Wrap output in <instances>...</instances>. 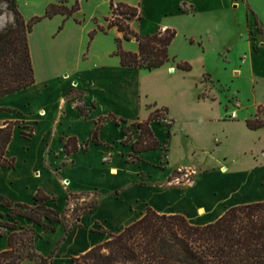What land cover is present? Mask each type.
<instances>
[{
  "label": "rangeland",
  "instance_id": "1",
  "mask_svg": "<svg viewBox=\"0 0 264 264\" xmlns=\"http://www.w3.org/2000/svg\"><path fill=\"white\" fill-rule=\"evenodd\" d=\"M77 1L80 10L70 18L64 16L55 20V17L46 18L44 20L50 21L42 27H37L35 31L34 28L39 23L33 27L31 50L34 69L38 72L37 91L39 92L46 85L47 88H52L49 94L52 97L60 98L63 95L61 85H65L70 79V70L71 74L81 72L90 54L99 59L115 48L111 53L112 56L117 49L115 41L120 38L110 30L107 33L99 30V26L108 25L106 18L110 16L111 0H69L68 5L72 7ZM46 2L47 0H19V10L24 18L30 21L45 14L49 6ZM230 2L232 6L228 12L231 21L230 30L225 32L218 29L206 39L208 57L205 65L208 73L213 75V79L210 75H204L203 80L207 84L211 81L216 88L224 91L228 98L223 101L222 108L218 103L214 104L209 100L200 104L198 113L202 117L201 125L197 127L196 135L190 140H186L183 136L184 131L189 128L184 112L180 107H174L173 114L177 119V126L173 133L177 136L171 145L170 143L168 145L167 171H162L166 168L164 156L162 164L154 167L147 164H126L120 155V133L113 126H107L104 139L113 144L114 148L107 151L103 147L92 146L87 154L79 153L75 163L60 170L57 177L54 169L60 159H54L55 161L43 159L45 138L53 131L57 114L51 119L43 120L31 141H26L19 135L13 139L11 155L17 158L16 168L0 172V194L26 200L36 187H43L58 198L57 201H49L48 204L65 211L68 224L73 229L65 241H62L65 238L61 229L62 224L57 225L58 229L55 233L44 234L40 231L42 237L37 241L36 251L45 257L52 256V264H73L72 258L75 255L99 242V235L90 232L97 220L104 221L112 231H118L123 224L132 219H139L148 206H152L160 213L183 211L195 217H203L212 213L213 207L218 211L223 209L226 203L232 204L254 196H264V137L259 139L253 134L244 133L241 126L231 124L223 129L229 139L222 141L220 139L222 126L218 124V119L225 113L226 106L229 116L233 102H241L238 112L242 113L245 110L243 97L233 95L235 89L248 97L249 102H246L248 105L253 104L254 98L264 90V84H256L252 60L249 57L251 44L259 47L264 42V32L258 31L264 29V0H230ZM114 3L132 6L140 4L141 0H114ZM1 6L4 14L0 16V30H3L13 22L6 13L5 5L2 3ZM184 8L188 10V7L184 6ZM197 19L192 22L190 19L174 17L169 21L175 25L173 29L177 33L181 31L180 43L184 41L185 32L197 24ZM138 22L137 19L133 21L134 31ZM149 25L152 24L147 23V26ZM95 30L96 34L91 38L90 34ZM124 44H127V48ZM130 47H137L138 50L135 39L123 41L125 50L130 51L128 50ZM196 65L200 71L203 61L197 60ZM237 68L242 71L239 77L234 76L233 70ZM62 69L67 70L63 75L60 73ZM204 93L202 92L199 98H205ZM83 97L82 94L75 92V86L64 96L70 101L76 100L75 104L80 107L83 105ZM35 101L38 104L42 103L39 98ZM262 112L264 118V110ZM92 126L93 122L90 119L75 121L72 130L77 133L79 141L83 142L89 138ZM163 131V128L159 127L162 138H164ZM46 143L54 152H58L61 147L55 135ZM241 145L250 148L251 151L244 153ZM192 148L197 152L194 156L189 154ZM62 159L65 160V156ZM224 160H227L229 170L243 171L247 174L228 177L230 172L225 173L223 169V173L220 171L219 161ZM256 162L257 165H254ZM113 170H116V173H113ZM37 172L39 176H36ZM170 172L172 174L167 178ZM64 178L70 179L71 183L66 182ZM230 179H234L237 184L229 181ZM245 182L256 183V186L250 188ZM70 193L76 196L68 199ZM93 201L98 202L97 207L78 219L79 209ZM2 211L3 209L0 208V213ZM216 212L209 217L215 216ZM188 220L193 222L190 218ZM61 236L62 242H58Z\"/></svg>",
  "mask_w": 264,
  "mask_h": 264
},
{
  "label": "trees",
  "instance_id": "2",
  "mask_svg": "<svg viewBox=\"0 0 264 264\" xmlns=\"http://www.w3.org/2000/svg\"><path fill=\"white\" fill-rule=\"evenodd\" d=\"M52 1L43 16L27 21L19 10L18 0H0V16L4 14L1 6L3 3L14 18L12 24L0 30V98L27 89L36 82L29 43V34L34 25L58 15L68 19L80 10L78 1L72 7L68 5L69 0ZM182 11L186 12L184 8ZM135 19L141 20L137 7L125 3L115 4L111 0L110 16L106 18L108 25L106 28L99 26L101 32L107 33L116 28L123 34L122 38L116 39L117 49L112 54L119 58L120 65L153 71L174 61L169 50L177 31L167 28L159 29L153 34H141L131 27ZM258 31L263 33L264 29ZM95 34L96 30L90 34L91 38ZM132 39L138 44L136 52L123 48V41ZM257 48L255 47L256 50ZM178 68L190 71L192 66L185 62L179 63ZM148 109L151 113L147 119H138L124 129L121 144L132 149L126 158L128 164H137L142 161L141 153L160 148V141L151 127L152 122H166L169 129L173 126L168 107L150 104ZM263 110L264 107H260L255 117L247 120L250 129L264 128ZM79 111L82 116L86 115L83 107L79 106ZM106 121H113L117 126L129 121L112 113L97 120L89 141L111 149L112 145L104 144L99 137ZM18 124L10 122L0 127V169L16 167V158L10 156L9 145L14 127ZM34 132L35 127H31L29 132L23 131L22 136L30 139ZM83 149L88 150V143ZM78 150L77 138H69L65 144V152L73 154ZM74 196L76 195L70 193L68 199ZM49 201L55 199L42 189L37 191L31 204L0 196V208L4 209L0 216V239L6 238L8 245L6 250L0 252V264L53 263L52 256L45 257L36 251L35 243L41 236L39 230L44 233L55 232L58 224H62L66 233L72 228L68 224L66 212L49 205ZM97 204V201H93L80 208L78 219ZM106 232L110 236L108 241L73 257L72 263L264 264V201L233 206L218 220L203 226L192 224L182 214L160 213L148 206L139 219L121 232Z\"/></svg>",
  "mask_w": 264,
  "mask_h": 264
},
{
  "label": "crops",
  "instance_id": "3",
  "mask_svg": "<svg viewBox=\"0 0 264 264\" xmlns=\"http://www.w3.org/2000/svg\"><path fill=\"white\" fill-rule=\"evenodd\" d=\"M52 2V0H47L46 4H50ZM132 6H135L139 9L141 20L138 22L136 31L141 34H153L159 29L165 30L167 28L175 27V25L169 22L174 17L190 19L192 20V22L198 18V22L195 26H193V28H190V30L185 32L183 38L184 41H182V43L179 42V38L181 37L182 33L180 30L178 31L177 36L170 46L169 50L170 55L175 58V60L159 69L148 71L138 68L122 67L120 65L119 58L111 56V53L115 50V48H113L99 59L94 58L93 55L90 54V57H88V59L86 60L85 67H83L81 72H75L71 74L70 70V79L67 80L65 85H61L63 95L60 98L56 96L52 97V95H49L52 88H47L48 86L46 85L42 90H39L38 92L36 87L38 84V79H36V82L33 86L0 98V127L10 122L19 123L14 127L13 138L9 145L10 156H12L11 148L13 139H15L17 135H19L26 141H31L37 132V128L43 122V120L47 118L51 119L54 114H57V117L54 120L55 126L50 135L48 134L46 136L43 149V159L45 161L60 159V161H58L56 165V168L54 169L57 177H59L60 170L75 163V158L79 153L87 154L91 150L92 146L103 147L107 151H110L114 148L113 144L107 142V140L104 139V132L107 126H113L119 131V143L121 146L120 155L125 163L128 164L126 162V158L127 155L132 152V149L130 146H123L121 144V141L124 138V129L126 126H117L113 121L105 122L99 137L104 144L112 145V148L108 149L105 145H95L93 142L89 141L93 130L97 126L96 122L101 117L107 116L110 113L124 118L132 123L137 121L138 119L144 120L147 119L151 113V110L148 109V105L157 104L158 107L169 108V118L173 120V126L171 127V129H169L166 122H152L151 127L156 137L158 139L160 138V148L155 151L141 153L140 157L142 161L133 165L147 164L151 165L152 167L161 165L162 157L164 156L166 168L162 171H167L169 165L168 145L169 143L171 145L173 139L177 136V134L175 135L173 133V131H175V127L177 126V119H175V116L173 114L174 107L178 106L182 109V112H184L185 121L189 126V128L184 131L183 135L186 140L192 139V137H194L197 133L195 132V130L198 126L201 125L202 117L201 114L198 113L201 103L209 100L214 104L218 103L222 108L223 101L228 98L226 94H224L225 92L220 91L218 88H216L211 81L208 82V84L203 82L204 75H210L211 79H213V75L211 73H208L207 67L205 65L208 57V45L206 44V39H208V37L212 35V32H217L218 29H221L225 32H228L230 30L231 21L230 14L228 13L230 12L232 7L230 0H141L140 4ZM184 6L188 7V10H186ZM182 7L186 10V12L182 11ZM6 13L9 14L10 21L13 22V15L8 11ZM57 18L62 19L63 17L61 15H58L55 16L54 20ZM49 21L50 20H44L41 23L39 22V24L34 28V31L37 27H42V25L46 24ZM147 23H150L152 25L147 26ZM253 25L254 24H252V26ZM104 26H106V24ZM131 27L132 29H134L133 22L131 23ZM32 32L29 34L30 49L32 48ZM110 32H114L116 37H123V34L120 33L116 28L111 29ZM191 40H194V43H191ZM124 45L127 48V44ZM251 46L252 49L249 57L252 60L253 74L255 79L257 80L256 84H264V42L257 48V50L252 44ZM128 50L136 52L137 47H130L128 48ZM190 52H192L191 54H193L194 56L191 55ZM31 54H33L32 50ZM244 59L245 58H243V60ZM197 60L203 61V66L200 71H198V67L196 65ZM185 62L193 64H191L192 69L190 71H185L178 68L179 63ZM34 70L36 78L38 72L37 69ZM66 71V69H62L60 73H62L63 75V73H65ZM233 71L235 72L234 76L236 77H239L242 73L241 69L239 68L234 69ZM65 75L68 76L69 74ZM74 86L75 92L84 96L82 101L83 105L81 106L84 108V112L86 114L85 116H82L80 114L79 105L75 104L76 100L70 101V99L64 98L66 93L70 92L72 88H74ZM202 92H205V98H199ZM234 92L233 95H241V97H243L242 103L243 105H246L245 110L242 113L239 112L238 117L240 116L241 118L230 119L229 116H227L226 112L228 110V107L224 106L226 109L225 113L221 114L218 119V124H221L222 126V138L220 139L222 141H226L229 139V136H227V133L223 129L231 124H237L241 126L244 133H247L249 135L253 134V136H257L259 139H262L264 137V128L252 130L248 127L247 120L255 117L258 109L260 107H264V90L260 91L258 96L254 98V103L251 105H248V103L246 104V102H249V99H247L248 97L244 96L240 90L235 89ZM37 98H39V101L42 102L41 104H38L37 101H35L37 100ZM43 113L44 115H42ZM88 119L92 120L93 122V126L91 127L92 130L90 132L89 138L81 142L79 141L77 133L73 131L72 128L75 121H86ZM31 127H35L34 135L30 139L24 138L22 136V132H29ZM159 127H162L164 130V138H162L159 133ZM53 135H55V138L61 145L58 152H54L53 150H51L49 144L46 143L47 141L49 142V139ZM71 137L77 138L79 150L73 154H67L65 152V144L66 141ZM136 137L137 135L135 136V138ZM87 143L88 150L84 151L83 147ZM241 149H243L244 153H246L247 151H251L250 148L244 145H241ZM196 153L197 152L193 148L189 150V154L191 156L196 155ZM64 156L65 160L62 159ZM219 162L221 165L220 171L222 172L223 168L226 169L227 171L225 173L230 172V174L227 175L230 178L232 176L247 174V172L243 171L232 170V172L231 170H229V167L226 164L227 160ZM50 165L53 166V164ZM254 165H257V162ZM9 170L14 169H0V172ZM252 172L253 171H251V173ZM171 174L172 172L169 173L167 178H169ZM36 176H39L38 172ZM64 179L66 180V182L71 183L70 179ZM229 181L237 184L234 179H230ZM245 184H247V186H249L250 188L256 186V183L251 182H245ZM70 185H68V187H70ZM39 189H42L47 195L51 196L56 201L58 200L55 194L48 192L43 187H36L32 191L31 196L26 200H19L17 198H14L12 196L9 197L4 194H0V196L7 197L8 199L15 202L31 204L34 200L35 194ZM261 201H264V196H254L249 198L248 200L240 201L237 203L235 202L232 204L226 203L223 209L218 211L213 207V212H217L215 216L212 217L209 216L213 212L203 217H195V215H189L187 213H184L183 211L178 214H182L186 216L187 219L190 218L191 220H193L192 224L194 225L203 226L215 222L229 208L233 206L245 205ZM96 207H94V209ZM92 211L90 210L86 212L85 215ZM3 212L4 209L0 213V216ZM134 221L135 220L132 219L130 222L123 224L120 230L112 231L108 228L104 221L97 220L95 226L90 229V232L99 235V242L88 246L81 253L73 256H79L87 252L94 246L108 241L110 236L106 231L112 233L121 232L126 226L130 225ZM57 229L58 228H56V231ZM61 229H63V233L65 234V238L62 241H65L67 239V236L72 232L73 229L69 233H66L64 228ZM40 231L41 230H39V232ZM55 232L42 233L51 234ZM41 237L42 235L36 240V250L37 241L41 239ZM61 239L62 236L60 237L58 242H60ZM0 244H2V246L0 247V252L8 248L6 238H1Z\"/></svg>",
  "mask_w": 264,
  "mask_h": 264
},
{
  "label": "built area",
  "instance_id": "4",
  "mask_svg": "<svg viewBox=\"0 0 264 264\" xmlns=\"http://www.w3.org/2000/svg\"><path fill=\"white\" fill-rule=\"evenodd\" d=\"M240 108H241V102L240 101L233 102L232 110L229 113V118L230 119H237L238 114H239L238 109H240Z\"/></svg>",
  "mask_w": 264,
  "mask_h": 264
},
{
  "label": "bare ground",
  "instance_id": "5",
  "mask_svg": "<svg viewBox=\"0 0 264 264\" xmlns=\"http://www.w3.org/2000/svg\"><path fill=\"white\" fill-rule=\"evenodd\" d=\"M223 171L226 172L227 170L223 168ZM113 173H116V171H113ZM201 214H202V212H201Z\"/></svg>",
  "mask_w": 264,
  "mask_h": 264
}]
</instances>
